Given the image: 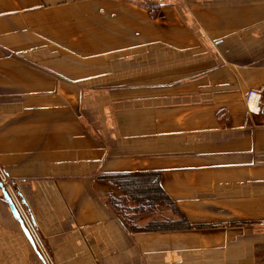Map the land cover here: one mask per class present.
I'll list each match as a JSON object with an SVG mask.
<instances>
[{
    "label": "crops",
    "instance_id": "1",
    "mask_svg": "<svg viewBox=\"0 0 264 264\" xmlns=\"http://www.w3.org/2000/svg\"><path fill=\"white\" fill-rule=\"evenodd\" d=\"M251 91L264 0H0V171L51 264H264ZM126 173L158 174L190 228L125 222L98 177ZM3 191L0 264H49Z\"/></svg>",
    "mask_w": 264,
    "mask_h": 264
},
{
    "label": "trees",
    "instance_id": "2",
    "mask_svg": "<svg viewBox=\"0 0 264 264\" xmlns=\"http://www.w3.org/2000/svg\"><path fill=\"white\" fill-rule=\"evenodd\" d=\"M104 181L116 184L120 196L114 198L112 205L122 219L133 226L141 217L150 218L142 230H183L190 228L186 218L177 210L169 197L158 183V174H115L98 177ZM168 206L176 217L169 218L160 215L158 206ZM157 217V218H156ZM135 218V219H134ZM135 227V226H133Z\"/></svg>",
    "mask_w": 264,
    "mask_h": 264
},
{
    "label": "water",
    "instance_id": "3",
    "mask_svg": "<svg viewBox=\"0 0 264 264\" xmlns=\"http://www.w3.org/2000/svg\"><path fill=\"white\" fill-rule=\"evenodd\" d=\"M0 183H1L3 190H4L3 195L9 202V206H10V209H11L13 216L21 224L22 228L24 229V233L26 234V236L38 246V248L40 249L45 260L49 264H51V262L49 261L46 253L44 252V250L41 246L40 241L38 240V238L34 232L32 223L30 222V220L27 217L24 210L21 208V203L17 200L15 194L13 193L10 185L6 182V179L3 176L1 171H0Z\"/></svg>",
    "mask_w": 264,
    "mask_h": 264
},
{
    "label": "built area",
    "instance_id": "4",
    "mask_svg": "<svg viewBox=\"0 0 264 264\" xmlns=\"http://www.w3.org/2000/svg\"><path fill=\"white\" fill-rule=\"evenodd\" d=\"M244 103L248 113L264 115V98L260 92H248Z\"/></svg>",
    "mask_w": 264,
    "mask_h": 264
}]
</instances>
